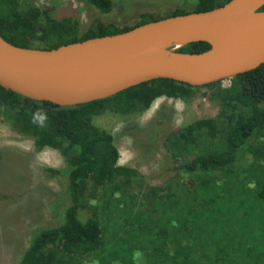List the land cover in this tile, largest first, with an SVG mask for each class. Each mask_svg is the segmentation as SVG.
Here are the masks:
<instances>
[{"label": "trees", "instance_id": "16d2710c", "mask_svg": "<svg viewBox=\"0 0 264 264\" xmlns=\"http://www.w3.org/2000/svg\"><path fill=\"white\" fill-rule=\"evenodd\" d=\"M82 1L102 15L113 5L112 0ZM227 1L182 0L188 5L161 16L141 12L132 25L93 19L81 29L71 16L56 18L21 0H0V37L19 47L51 49ZM258 10L264 11V4ZM208 48L197 41L175 51ZM227 81L225 87L221 81L200 86L217 102L216 117L192 121L164 138L174 158L171 181L148 188L140 205L134 189L143 185L141 175L117 163L112 135L92 118L104 112L140 113L160 96L188 99L195 87L157 78L72 106L31 100L0 87V116L32 138L34 151L55 149L65 162L43 169L46 176L65 181L50 206L56 224L31 231L15 264H112L117 259L134 264L135 253L143 260L139 264H264V256L252 258L259 253L247 254L251 240L240 229L251 223L255 203L264 200V61ZM186 153L191 157L185 159ZM183 175L191 182L182 183Z\"/></svg>", "mask_w": 264, "mask_h": 264}, {"label": "water", "instance_id": "95a60500", "mask_svg": "<svg viewBox=\"0 0 264 264\" xmlns=\"http://www.w3.org/2000/svg\"><path fill=\"white\" fill-rule=\"evenodd\" d=\"M263 4L229 0L51 49L19 47L0 37V87L72 106L157 78L192 87L231 79L264 61V11L258 10ZM197 41L209 48L175 51Z\"/></svg>", "mask_w": 264, "mask_h": 264}, {"label": "rangeland", "instance_id": "374dc122", "mask_svg": "<svg viewBox=\"0 0 264 264\" xmlns=\"http://www.w3.org/2000/svg\"><path fill=\"white\" fill-rule=\"evenodd\" d=\"M112 1L111 10L102 15L82 0H21L46 9L56 18L71 16L77 19L81 29L93 19L117 26L132 25L141 12L161 16L174 7L188 5L182 0H157L160 4L147 0ZM220 85L227 86V79L221 80ZM192 91L193 96L188 99L160 96L140 113L123 116L104 112L92 118L96 127L112 135L118 151L117 163L141 175L143 185L134 189L139 205L145 200L141 194L147 193L148 188L163 187L171 181L174 158L168 153L164 138L192 121L213 119L219 111L217 102L209 97V89L195 87ZM190 157L191 154L186 153L185 159ZM64 165L57 150L44 147L34 151L32 138L20 133L6 117L0 116V264L17 262L29 242L31 231L56 224L50 217V206L62 195L65 181L61 176H46L43 169ZM181 182L191 181L183 175ZM255 204L251 223H246L250 225L246 228L244 224L240 229L246 230V238L251 240L247 244L250 248L247 254L259 253L260 257L253 255L252 258H263L264 200ZM110 230L106 227V236ZM134 255L137 256L134 264L143 261L139 254ZM120 263L118 259L112 261V264Z\"/></svg>", "mask_w": 264, "mask_h": 264}]
</instances>
